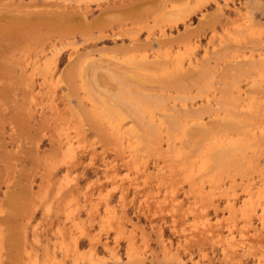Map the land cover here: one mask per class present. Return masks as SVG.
Returning <instances> with one entry per match:
<instances>
[{
  "label": "rangeland",
  "instance_id": "obj_1",
  "mask_svg": "<svg viewBox=\"0 0 264 264\" xmlns=\"http://www.w3.org/2000/svg\"><path fill=\"white\" fill-rule=\"evenodd\" d=\"M262 109L264 0H0V264H264Z\"/></svg>",
  "mask_w": 264,
  "mask_h": 264
},
{
  "label": "bare ground",
  "instance_id": "obj_2",
  "mask_svg": "<svg viewBox=\"0 0 264 264\" xmlns=\"http://www.w3.org/2000/svg\"><path fill=\"white\" fill-rule=\"evenodd\" d=\"M258 56H261V54L259 55L258 54ZM236 58H241L242 57V55H236L235 56ZM142 63V62H141ZM191 64H193V62H191V60H189V62H188V65H191ZM143 65V64H142ZM177 70H181L182 69V65H177ZM35 69V68H34ZM34 69H32V71L34 70ZM142 70H144V67H143V69ZM158 71V70H157ZM156 71V72H157ZM174 71H176V70H174ZM161 74H163V73H161ZM142 76V75H141ZM150 77V76H149ZM153 77V76H152ZM144 78V77H143ZM146 78H148V77H146ZM161 79V78H160ZM164 81V80H163ZM172 82V81H171ZM166 82H164V84H165ZM168 83H170V82H168ZM238 91V90H237ZM233 96H235V95H233ZM240 96H242V95H240V93L238 92V98H241ZM208 97V96H207ZM231 98V97H230ZM236 98V97H235ZM238 98H237V102H238ZM229 100V99H228ZM235 100V99H234ZM245 100V99H244ZM233 101V100H232ZM236 101V100H235ZM230 103H231V99H230V101H229ZM233 103H234V101H233ZM229 104V103H228ZM234 106V105H233ZM228 108V107H227ZM102 109L105 111V114L106 115H110L109 117H114V115H111V113L112 112H109V111H111V109L110 108H107V107H102ZM230 109V108H229ZM231 110H232V108H231ZM231 110L229 111V110H227L228 112H231ZM262 111H263V109H262ZM261 111V112H262ZM234 112V111H233ZM264 112V111H263ZM237 113H238V111H237ZM112 114H115V118L114 119H117L118 118V114L117 113H112ZM231 114V113H230ZM231 115H233V114H231ZM234 115H235V113H234ZM239 116V115H238ZM189 117H190V119L191 120H194V119H200V116L199 115H195V114H191V115H189ZM229 120H230V118H229ZM232 120V119H231ZM235 120V119H234ZM233 121V120H232ZM238 121V120H237ZM241 122V121H240ZM244 122V121H243ZM229 123V122H228ZM231 123V122H230ZM229 123V125L227 124V126H230L231 124ZM236 123V122H235ZM245 123V122H244ZM242 124V123H241ZM247 124V123H246ZM257 124V123H256ZM176 125V124H175ZM174 125V126H175ZM187 125V123L186 124H184L183 126L181 125V128L184 130V128H185V126ZM255 126V125H254ZM175 127H178V125L177 126H175ZM187 127V126H186ZM236 126H234V128H235ZM233 128V127H232ZM230 129H231V126H230ZM263 129V128H262ZM116 132H118L119 131V133H120V130H121V127H117V128H115L114 129ZM238 130H240L239 128L237 129V131ZM228 131V130H227ZM233 131H236V130H233ZM241 131H243V130H241ZM241 131H240V133H241ZM239 132V131H238ZM243 133V132H242ZM208 135V134H207ZM259 135H261L260 133H259ZM215 136H217V135H215ZM236 136H238L237 134H236ZM236 136H235V138H236ZM244 136H246V135H244ZM243 136V137H244ZM250 136V139H251V134L249 135ZM221 137V136H220ZM239 137V136H238ZM240 138V137H239ZM238 138V139H239ZM247 138V137H246ZM209 139V138H208ZM220 140V139H219ZM218 140V141H219ZM244 140V139H243ZM140 141V140H139ZM209 141V140H208ZM207 141V142H208ZM221 141V140H220ZM207 142H205L206 144L205 145H207ZM211 142H212V140L209 142L210 144H211ZM235 140H232V139H229L228 141H227V143L226 144H223L224 146H222V145H220V147L219 148H217V150H214V155H215V157H216V162L215 163H217L218 162V160H220V158L222 157L223 159H224V162H225V164H227V163H229L228 161H230V159L229 158H231L232 157V155L233 156H235V154L233 153V152H235V151H237V150H239V148L237 147V146H240V145H238V144H236V143H238V142H236ZM214 143V142H213ZM249 143V142H248ZM254 143V142H253ZM257 143V142H256ZM215 144V143H214ZM218 144H220V142L218 143ZM204 145V146H205ZM216 145V144H215ZM248 145V144H247ZM249 145H250V143H249ZM251 145H252V143H251ZM260 145V144H259ZM203 146V150H204V147ZM210 146V145H209ZM211 146H212V148L214 149V148H216L215 146L213 147V145L211 144ZM217 146V145H216ZM219 146V145H218ZM217 146V147H218ZM253 146V145H252ZM250 147V146H249ZM207 148V147H206ZM210 147H208V151L210 152V150H212V149H209ZM241 148V147H240ZM245 148V147H244ZM230 149H231V151H230ZM235 149V150H234ZM247 149V148H246ZM252 150V149H251ZM240 152L242 151V149L241 150H239ZM238 151V152H239ZM253 151V150H252ZM237 152V153H238ZM239 152V153H240ZM205 154H206V151L204 152ZM216 153V154H215ZM243 153V152H242ZM213 154V153H212ZM244 154V153H243ZM237 155H239V154H237ZM131 156V155H130ZM209 156V155H208ZM205 157V156H204ZM240 157H241V153H240ZM218 158V159H217ZM233 158V157H232ZM214 159V158H213ZM223 159H221V161H223ZM246 159V158H245ZM244 159V160H245ZM211 160V159H210ZM237 160V159H236ZM242 160V158L240 159V162H242L241 161ZM125 161V160H124ZM220 161V162H221ZM232 161V160H231ZM246 161L248 162V160L246 159ZM129 162V161H128ZM218 163L217 165H220V164H222V163ZM224 162H223V164H224ZM238 161H236L235 163H237ZM126 163V162H125ZM127 164V163H126ZM214 164V163H213ZM238 164H239V162H238ZM244 164H245V162H244ZM247 164V163H246ZM249 164V163H248ZM247 164V165H248ZM228 165V164H227ZM251 165V164H250ZM250 165H249V167H250ZM221 166V165H220ZM219 166V167H220ZM233 166V165H232ZM237 166V165H236ZM225 167H226V165H225ZM228 167V166H227ZM226 167V168H227ZM242 167V166H241ZM254 167V166H253ZM256 167V166H255ZM243 168V167H242ZM241 168V169H242ZM215 169H218V168H216L215 167ZM221 169H224V165H223V168H221ZM228 169H230V167H228ZM248 169V168H247ZM220 170V169H219ZM218 170V171H219ZM220 171H222V170H220ZM226 171V170H225ZM238 171V170H237ZM240 171V170H239ZM234 172V171H233ZM236 172V171H235ZM252 172H254V171H252ZM225 173V172H224ZM226 173H228V172H226ZM243 173V172H242ZM256 173V172H255ZM221 174V173H220ZM237 174H240V173H237ZM259 174V173H258ZM244 175V174H243ZM250 176V175H249ZM261 176H263V175H261ZM245 177H246V175H245ZM260 177V176H259ZM264 177V176H263ZM241 179H243V178H241ZM211 180V179H210ZM256 180V179H255ZM263 180V179H262ZM215 181V180H214ZM258 181V180H257ZM264 181V180H263ZM259 182V181H258ZM246 183V182H245ZM247 183H248V181H247ZM246 183V184H247ZM250 183V182H249ZM248 183V184H249ZM248 184L246 185V187L245 188H243L244 189V193L243 194H245V196L249 199L250 198V196H252V194L254 193V185H249L248 186ZM258 184V183H257ZM264 184V183H263ZM261 185H262V183H261ZM260 185V186H261ZM259 186V187H260ZM263 186V185H262ZM258 187V186H257ZM264 189V188H263ZM203 191V190H202ZM259 191H260V189H259ZM264 191V190H263ZM212 192V191H211ZM210 192V193H211ZM121 193V192H120ZM163 195H165V194H163ZM201 195V194H200ZM161 196V195H160ZM206 198V197H205ZM241 198V197H240ZM153 199V198H152ZM252 199V198H251ZM250 199V200H251ZM255 199V198H254ZM159 200H160V198H159ZM166 199H164L163 198V202L165 201ZM209 200V199H208ZM235 200V199H234ZM250 200H248L247 202H246V204L244 203V208L242 209V208H240L239 210H241L242 209V212H241V215L243 216V218H244V220H245V223H249L250 224V226H251V224H252V221L254 220V218L255 219H257L258 221H262V223H264V220H263V218H264V200L262 201H260V202H256L255 204H253V202L252 201H250ZM156 201V200H155ZM254 201V200H253ZM209 202V201H208ZM245 202V201H244ZM165 203V202H164ZM226 207H227V209L229 210H227L228 212H230V211H232V210H234V208H235V203L236 202H234V201H232L231 199H227L226 200ZM145 204V203H144ZM169 204V203H168ZM246 205V206H245ZM147 208V207H146ZM172 211H175V212H177V208H176V205H172ZM164 212V211H163ZM234 212V211H233ZM239 212V211H238ZM231 213V212H230ZM177 214H179V213H177ZM231 215V214H230ZM234 215V214H233ZM236 215V214H235ZM177 216H179V215H177ZM183 218H184V215H181ZM241 216V217H242ZM175 217H176V215H175ZM173 219H174V217H173ZM234 219V218H233ZM184 220H187V221H189L188 219H184ZM173 222V221H172ZM184 223H185V221H183ZM182 222V223H183ZM235 223V222H234ZM236 224V223H235ZM254 224V223H253ZM183 225V224H182ZM188 225V224H187ZM191 225V224H190ZM259 225V224H258ZM257 225V226H258ZM184 227H185V224L183 225ZM232 226H233V223H232ZM235 226V225H234ZM262 226V225H261ZM190 227V226H189ZM263 227V226H262ZM261 227V228H262ZM159 229V228H158ZM193 229H195V232H193L192 233V236L194 237V236H202L203 238H206V239H209V240H211V241H215V242H222L223 243V245H222V251H224L225 249H230L229 251H231V252H233V253H235L236 251H238L237 250V247H238V245H237V243L234 241L233 242V239H234V237H233V232L232 231H230V229H228V234H226V235H224V232L221 230V228L219 227V223L217 222V221H215V222H213V223H211V221L210 220H208V219H204L203 221H201V223L200 224H196V225H193ZM253 229H255V227L253 228ZM260 229V228H259ZM184 230V229H183ZM24 232H25V229H24ZM254 232H255V230H254ZM257 232V231H256ZM181 233V232H180ZM258 233V232H257ZM182 235V234H181ZM244 235V234H243ZM25 236V235H24ZM194 239V238H193ZM63 240V239H62ZM38 241V240H37ZM88 241H90V242H88V243H91L92 244V246L94 247L95 245H97L99 242H101V240H100V238H99V236H94V237H89V240ZM179 242V244H178V246L177 247H179V246H182V243H180V241H178ZM63 243V242H62ZM102 243V242H101ZM162 246L164 247V249H166V250H170V249H173V243H172V241H170V240H162ZM73 244H74V248H75V251L76 250H78V245H77V241H75L74 239H73ZM184 244H186L185 243V241H184ZM90 245V244H89ZM102 245V248L104 249V250H108V243L107 242H104L103 241V243L101 244ZM24 250L25 251H27V248H28V243L27 242H25V244H24ZM176 249V248H175ZM241 250V249H240ZM109 253H110V256L114 259V263L115 264H117V262H118V260H119V257L117 256V254H114V253H112L110 250L108 251ZM54 258L56 259L57 257L56 256H54ZM96 261H100V260H98V259H96Z\"/></svg>",
  "mask_w": 264,
  "mask_h": 264
}]
</instances>
